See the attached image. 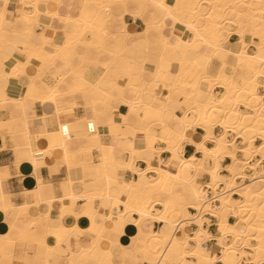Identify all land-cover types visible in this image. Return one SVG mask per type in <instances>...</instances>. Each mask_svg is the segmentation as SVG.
<instances>
[{"label": "snow or ice", "instance_id": "obj_1", "mask_svg": "<svg viewBox=\"0 0 264 264\" xmlns=\"http://www.w3.org/2000/svg\"><path fill=\"white\" fill-rule=\"evenodd\" d=\"M0 153V264H264V0H0Z\"/></svg>", "mask_w": 264, "mask_h": 264}, {"label": "crops", "instance_id": "obj_2", "mask_svg": "<svg viewBox=\"0 0 264 264\" xmlns=\"http://www.w3.org/2000/svg\"><path fill=\"white\" fill-rule=\"evenodd\" d=\"M19 1L20 0H12V2H13V6L15 5V4H17V3H19ZM11 10H14V7H13V9H11ZM10 10V11H11ZM129 27H131V28H134L135 30H140L139 29V26H137L133 21H131V20H129ZM219 132H220V129H217V135H219ZM256 146H259V141L257 140L256 142ZM243 145L242 144V140H239V139H237V145ZM189 147H191V146H189ZM242 147H240V149H241ZM186 151H187V149H186ZM189 156H190V153L188 154ZM257 156V155H256ZM237 157H238V159L240 158V159H242L243 158V154H242V152L241 151H238L237 152ZM4 159H7V156L5 155V154H2V153H0V160H4ZM259 161V159L258 158H253L251 161H250V163H249V166H251V165H253V164H255L256 162H258ZM231 159L230 158H228V157H225L223 160H222V167H221V170H220V175H222V176H226L227 174H228V172H227V170H226V167L228 166V165H230L231 164ZM255 171H260V169L258 168V167H256L255 169H246V175H248V176H252L253 174H254V172ZM24 176H25V184L23 185V187H24V189L25 190H27V191H31V188H29L28 187V182H31L32 183V186L34 187L35 185H34V181H32V178H31V175H30V173H28V172H25L24 173ZM122 176H123V178H125L127 181H129V180H133V173H131V172H127V173H124V174H122ZM136 179H138V176L136 177ZM209 182V177H208V175H206L205 177H202V179H201V183H202V185H207V183ZM243 187H239V188H237V190H241ZM237 197V198H236ZM233 198L234 199H236V200H242V198H241V196L239 195V193H233ZM21 202H22V199H21ZM192 215H195V214H193V212H192ZM72 219L73 218H71V217H67L66 218V224L68 225V226H71V221H72ZM207 219H214V218H209V217H206V220ZM230 219L232 220V222H235V218L234 217H230ZM151 225H152V228H153V230L154 231H158V230H160L161 229V227H162V224H159V223H150ZM78 226L81 228V229H83V228H85V227H87V220H86V218H84V217H82L81 218V221L79 222V224H78ZM188 226H189V229H190V231L193 233L194 231H195V228L197 227L196 225H191V224H188ZM204 227H205V229L206 230H208L209 229V227H211L212 229H213V234H215V225L213 224V225H211V226H209L207 223H205V225H204ZM6 228H7V225L4 223V221L2 220V219H0V229H5L6 230ZM134 229V226H132V225H128V226H126L125 227V232H124V235H122L121 237H119V240H120V242H122V246L123 247H126L127 246V244H130L131 242H132V237L135 235V231L133 230ZM189 231V232H190ZM184 236V234H182L181 233V237H183ZM49 240H51L52 241V244L54 245L55 244V238L54 237H49L48 238ZM126 242V243H125ZM73 246H75V240L73 239ZM206 248L209 250V251H211L212 252V254L213 255H217V248H218V245H216L215 244V242L214 241H206Z\"/></svg>", "mask_w": 264, "mask_h": 264}, {"label": "bare ground", "instance_id": "obj_3", "mask_svg": "<svg viewBox=\"0 0 264 264\" xmlns=\"http://www.w3.org/2000/svg\"><path fill=\"white\" fill-rule=\"evenodd\" d=\"M20 2V1H19ZM239 2H241V3H243V2H248V1H243V0H239ZM248 3H250V2H248ZM251 3H253V2H251ZM241 139V138H240ZM242 140V139H241ZM243 143V146H244V142H242ZM257 148L259 147V146H256ZM243 148H241V152L242 153H244L243 152V150H242ZM256 154H258V153H256ZM255 154V155H256ZM228 158H230L231 159V157L230 156H228ZM240 160V159H239ZM231 161H232V159H231ZM241 161V160H240ZM232 163H233V161L231 162V164L230 165H228L227 167H226V170H227V172H228V168L232 165ZM243 164H242V161H241V163L238 165V167L239 168H241L242 169V166ZM221 170V169H220ZM259 172L260 171H256V173H255V179H254V177H252V178H248L247 177V181H245L244 182V186H243V188L239 191V190H237V188H239L240 187V184L238 185V187H232L230 190H229V194L231 195V197H232V199L234 200V201H239V200H236V199H234L233 198V193H239V195L241 196V198H242V200H244L245 199V197L244 196H242L241 195V193L243 192V193H251V195H250V198H252V199H258V196H257V193L260 191V187H259V184H260V176H259ZM239 174H241V172H239L234 178L232 177V174L230 173V172H228V174L226 175V176H222V175H220V171H219V176L221 177V178H228V179H230L231 180V182H232V184H234V185H237L238 183H237V180L236 179H238V177H240V178H242L241 176H242V174L241 175H239ZM239 175V176H238ZM254 175V174H253ZM208 177H209V182H210V180H211V177H210V175H208ZM138 179H139V177H138ZM127 182H129V183H131L132 182V180H129V181H127ZM243 182V181H242ZM220 187H221V189H220V191H221V194H223V189L225 188V187H227V185H225L224 183H221L220 184ZM205 191V190H204ZM207 192V191H206ZM157 211H159V212H162L163 211V208H162V206L161 205H157V209H156ZM156 213L155 212H153V215H155ZM138 218V217H137ZM235 218V217H234ZM149 223H159V224H162V227H163V223L160 221V220H154V221H150ZM161 227V228H162ZM189 226H188V224H186L185 225V228L184 229H177L176 230V233H175V235L177 236V237H179V238H184L185 236H187L188 235V233H189ZM160 230H158V231H155V232H159ZM191 232V231H190ZM181 233L182 234H184V236L183 237H181ZM193 234H194V232H193ZM204 244H205V246H206V241L204 242ZM205 250L206 251H208V252H210L211 253V255L212 256H215V255H213L212 254V252L211 251H209L207 248H205Z\"/></svg>", "mask_w": 264, "mask_h": 264}, {"label": "rangeland", "instance_id": "obj_4", "mask_svg": "<svg viewBox=\"0 0 264 264\" xmlns=\"http://www.w3.org/2000/svg\"><path fill=\"white\" fill-rule=\"evenodd\" d=\"M243 1H244V0H243ZM245 1H248V2H250V3H251V2H253V3H257V2H258V0H245ZM241 139H242V138H241ZM242 142H243V139H242ZM242 144H243V143H242ZM238 146L243 148V145H241V144L238 145ZM242 154H243V158H242V159L239 158V159L242 161V164H243V165H242V166H243V167H242L243 171L241 172V174H242L241 177H242V178L240 179V181H237V183H238L237 186L240 184L241 187L244 186V182L247 181V180H246L247 177H248V178H252V177L255 176V173H256V171H255V172H254V175H252V176H247V175H245L244 172H245L246 168L248 167V165L246 166V165L243 163V161H244V157H245V153H242ZM256 155L259 156V154H256ZM256 155L254 154L250 159L254 158ZM250 159H249V160H250ZM256 164H257V163H256ZM250 168L255 169L256 167L250 166ZM241 174H239V175H241ZM239 175H238V176H239ZM245 178H246V179H245ZM242 181H243V182H242ZM236 198H237V197H236ZM189 231H190V230H189Z\"/></svg>", "mask_w": 264, "mask_h": 264}, {"label": "built area", "instance_id": "obj_5", "mask_svg": "<svg viewBox=\"0 0 264 264\" xmlns=\"http://www.w3.org/2000/svg\"><path fill=\"white\" fill-rule=\"evenodd\" d=\"M237 139L241 140V139H240V137H237V138H236V140H237ZM255 157L259 159V156H255ZM255 157H254V158H255ZM252 159H253V158H252ZM252 159H250V160H249V163H250V161H251ZM249 163H248V167H247L246 169H252V168H250V166H249ZM256 163L258 164V163H259V161H258V162H256ZM256 163H255V164H256ZM251 166H252V165H251ZM244 173H245V175H246V170H245V172H244ZM247 176H248V175H247ZM240 179H241V178H240V177H238V179H236V180H237V181H240ZM203 187H204V190H205V191H207V192H211V190H210V189H208V187H207V185H206V184H205V185H203ZM220 189H221V187H220ZM220 189H219V190H220ZM192 212H193V214H195V210H193ZM209 218H212V217H209ZM191 225H194V224H191Z\"/></svg>", "mask_w": 264, "mask_h": 264}]
</instances>
